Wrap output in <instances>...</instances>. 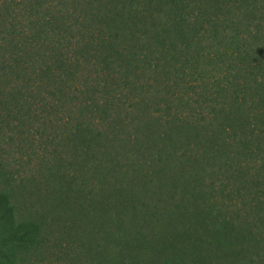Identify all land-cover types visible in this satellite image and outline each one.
Returning <instances> with one entry per match:
<instances>
[{"label": "trees", "instance_id": "16d2710c", "mask_svg": "<svg viewBox=\"0 0 264 264\" xmlns=\"http://www.w3.org/2000/svg\"><path fill=\"white\" fill-rule=\"evenodd\" d=\"M148 53L154 73L175 61L164 76L223 69L206 113L147 107L130 76ZM255 101L264 0H0V264L52 245L81 264H264Z\"/></svg>", "mask_w": 264, "mask_h": 264}, {"label": "rangeland", "instance_id": "374dc122", "mask_svg": "<svg viewBox=\"0 0 264 264\" xmlns=\"http://www.w3.org/2000/svg\"><path fill=\"white\" fill-rule=\"evenodd\" d=\"M151 27L149 26L150 30H152ZM136 42H139V41L135 39L132 43H136ZM140 42L144 44L143 41H140ZM131 50L139 54L140 57H144L146 55V51L144 52V49L140 47V43L135 44L134 48H132ZM146 58L148 61L146 60ZM146 58H142L134 62L136 65H140L139 73L141 76L138 75L137 77L138 79H136L131 75L130 79L131 77L132 79H135L138 85L142 83L143 86L139 87L138 92H135V93L139 95V92L142 90V95L144 97L143 100L145 101L147 107L151 111H157V112L160 111L161 115L163 116V120L164 118H168L172 116V117H175L178 121H183L184 119L180 120V117L183 115L177 109L179 108L183 109L184 102L187 103V109L196 107L197 104L193 102L194 99H196L199 105H203L202 110L206 113L207 109L204 108L206 107L204 103H207L208 97L215 98V95H216L215 93H213L211 84L214 81V79H216V77H221L224 74L223 69L221 68L218 69L217 67H215L214 61L210 59L208 60V65L204 69V72L206 74L203 73L202 77H198V75L195 74V76H189V78L187 77L180 78L179 76L175 74V71L177 70L175 68L177 67L176 64H174L176 65L173 70L174 74L172 72L171 74L167 73V75L164 76V65H167L168 62L175 63V61L169 60V58L164 56V63H162V57H158L157 62L159 63L160 68L156 73H154V72L149 71L145 66L146 62L148 63L155 62L153 54L148 53ZM188 69L190 70V65ZM197 73L199 74V76L201 75V71H198ZM200 79H203L207 83L205 84V89H204L206 91V94L203 93L202 95H200V91L202 90ZM183 83L184 85H187V87H186V94L182 95V93L184 92ZM209 83L211 84L209 85ZM133 86L135 85L133 84ZM179 89H182V91L178 93L177 91ZM180 96H181V99H180ZM136 99L138 100L137 97ZM167 104L172 107L170 109L171 111L166 110ZM249 105H251L254 108V109L252 108L248 110L249 115L252 117V112H253L254 118H262V119L261 121L258 122L257 127L255 126L253 128V130L250 129L251 125L246 124L244 131L242 132L243 133L242 139H244L245 142L248 143V147L250 148V150L255 152L253 153L254 162H251V165L249 167L250 168L252 167L251 170H254L253 171L254 173L262 174L264 171V164L263 162H261V158L264 157V105L257 101L251 102L249 103ZM247 165H249V163ZM245 168H248V167H245ZM237 184H239V181L236 183V185ZM252 185L253 184H247V187L251 188ZM257 186H259L260 189L263 190L262 192V195H263L264 181H261V182L256 181V184L254 187H257ZM254 187L252 186V190L254 189ZM262 201L264 202L263 197H262ZM236 202L238 203V205H240L241 203L239 202V200H237ZM252 203L253 205L259 203L258 210L254 207V209H256L259 213L253 214L251 220L253 222L255 221L258 224L259 220H257V216L260 218H263L262 223H261L262 224L261 228L263 230L262 237H264V208H263L264 203H261V201H258V200H252ZM259 209L263 210V212H260ZM53 238L57 239L60 237L53 236ZM63 238L69 240L67 237L63 236ZM57 247L58 246L56 245H52L47 248V251H45L44 254L28 256L27 263L25 264H62V263L81 264L80 256H77L76 253H71V252H68V254H63L65 256L68 255L66 260L64 259L58 260V257L56 258L55 256H53L59 252V251H56Z\"/></svg>", "mask_w": 264, "mask_h": 264}]
</instances>
